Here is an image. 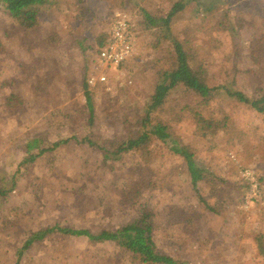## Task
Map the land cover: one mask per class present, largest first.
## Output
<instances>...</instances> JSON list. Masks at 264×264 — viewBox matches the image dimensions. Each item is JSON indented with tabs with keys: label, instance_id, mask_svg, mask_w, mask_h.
Returning a JSON list of instances; mask_svg holds the SVG:
<instances>
[{
	"label": "rangeland",
	"instance_id": "374dc122",
	"mask_svg": "<svg viewBox=\"0 0 264 264\" xmlns=\"http://www.w3.org/2000/svg\"><path fill=\"white\" fill-rule=\"evenodd\" d=\"M175 1L48 0L28 28L0 6V186L11 189L0 198V264H142L115 242L60 232L19 259L42 226L97 231L131 220L140 205L154 213L158 248L182 263L264 264V115L226 92H264V0H185L172 21L208 83L221 88L206 104L178 86L153 114L193 147L206 179L194 187L183 157L159 140L150 164L135 152L113 155L176 57L170 41L158 44L144 26V10L166 14ZM120 14L131 21L135 51L107 68L100 41ZM12 93L25 100L18 114L6 105ZM225 117L228 132L214 126ZM33 138L47 146L71 140L21 165ZM246 171L258 181L256 195Z\"/></svg>",
	"mask_w": 264,
	"mask_h": 264
},
{
	"label": "trees",
	"instance_id": "16d2710c",
	"mask_svg": "<svg viewBox=\"0 0 264 264\" xmlns=\"http://www.w3.org/2000/svg\"><path fill=\"white\" fill-rule=\"evenodd\" d=\"M48 0H0L6 12L22 27H31L38 22L40 10ZM185 0H176L166 14L154 15L144 10L143 24L156 35L157 43L170 41L176 54L174 65L161 72V78L157 83L154 93L147 104L145 114L136 121L126 123V138L117 146L113 155L118 156L123 153L135 152L145 162H152L155 158L150 145L154 140H159L168 145L176 154L183 157L190 174L191 182L197 187L200 182L206 179V170L199 165L196 153L189 143H185L181 137L174 134L173 130L163 119L153 114L166 102L172 90L178 86H184L202 97L208 104L221 87L211 86L208 83L207 71L205 67L196 63L191 51L185 43L174 36L172 32V21L174 17L185 9ZM103 46L106 44L100 41ZM84 93L91 117L95 113V104L92 92L88 83L84 82ZM227 94L240 102L250 105L252 108L264 115V92L256 97H250L241 90L227 89ZM25 100L16 93L6 97V105L11 114H18L24 106ZM228 117L217 123L216 129L221 128L228 132ZM71 138L55 141L47 146L43 145L42 139L33 138L25 144L26 156L21 165L34 163L38 158L49 151L56 150L68 144ZM150 164V163H149ZM158 184V183H157ZM135 190L131 197L140 192L141 187L136 183ZM159 186V185H157ZM11 189L0 186V198L6 197ZM63 233L67 236L86 237L90 242H115L125 250L133 254L135 261L142 264H185L170 254L162 252L155 240V218L152 210L142 205L138 206L137 215L131 220L110 228L92 230L90 228H74L67 225L53 224L42 226L31 232L21 249H19V259L24 251L30 249L32 245L44 240L54 233ZM20 264V263H17Z\"/></svg>",
	"mask_w": 264,
	"mask_h": 264
},
{
	"label": "built area",
	"instance_id": "2783aa9c",
	"mask_svg": "<svg viewBox=\"0 0 264 264\" xmlns=\"http://www.w3.org/2000/svg\"><path fill=\"white\" fill-rule=\"evenodd\" d=\"M132 32V24L127 15H118L112 25V31L106 44L99 51V60L107 68H118L123 62L128 60L135 51L136 39ZM101 80L106 76L102 75ZM94 79L91 80V82ZM246 176L250 180L253 193L258 194L259 186L257 179L252 175V171H246Z\"/></svg>",
	"mask_w": 264,
	"mask_h": 264
}]
</instances>
